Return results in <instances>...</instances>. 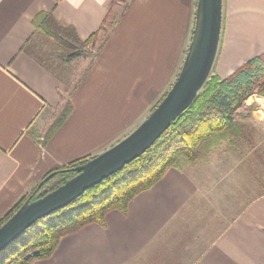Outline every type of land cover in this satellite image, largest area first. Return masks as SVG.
I'll return each instance as SVG.
<instances>
[{
  "label": "crops",
  "instance_id": "1",
  "mask_svg": "<svg viewBox=\"0 0 264 264\" xmlns=\"http://www.w3.org/2000/svg\"><path fill=\"white\" fill-rule=\"evenodd\" d=\"M112 4L0 0V219L51 171L94 158L131 134L174 83L196 0H132L67 96V75L36 53L34 21L50 14L86 41L102 29ZM223 34L221 49L244 34L247 45L256 43V57L264 53V0H223L221 40ZM52 61L60 67L57 58ZM67 102L71 116L44 144ZM249 105L256 107L250 121L259 124L264 155V97L251 96ZM217 160L212 167L221 165ZM256 162L263 172L262 157ZM254 163L249 157L238 162L244 176L234 178L245 181L241 190L249 202L222 209L214 173L170 169L125 214L110 211L103 225L62 238L49 259L31 264H264V193L253 199L252 184H246Z\"/></svg>",
  "mask_w": 264,
  "mask_h": 264
},
{
  "label": "trees",
  "instance_id": "2",
  "mask_svg": "<svg viewBox=\"0 0 264 264\" xmlns=\"http://www.w3.org/2000/svg\"><path fill=\"white\" fill-rule=\"evenodd\" d=\"M115 24L116 19L110 12L102 29L83 41L74 28L58 22L50 14H40L34 21L35 37L49 40L54 53L51 57L56 56L62 68L81 57L93 62ZM42 64L46 65L45 62ZM253 95L264 97V53L244 63L224 79L211 74L191 107L172 123L168 131L144 155L128 164L121 172L86 191L66 208L34 224L23 237L0 253V264H31L49 259L62 238L91 224L103 225L110 211L117 210L125 214L129 203L140 193L150 190L170 169L193 168L201 159H209L206 157L224 144L232 145L246 140V118L240 111L245 109L247 99ZM253 106L255 111L256 107ZM71 114L72 106L67 102L46 133L44 144ZM91 159L77 160L47 174L45 178L56 173L41 188L38 184L24 195L0 219V228L26 201H36L63 186L78 174L76 169L79 166Z\"/></svg>",
  "mask_w": 264,
  "mask_h": 264
},
{
  "label": "water",
  "instance_id": "3",
  "mask_svg": "<svg viewBox=\"0 0 264 264\" xmlns=\"http://www.w3.org/2000/svg\"><path fill=\"white\" fill-rule=\"evenodd\" d=\"M223 26V0H198L191 41L180 72L151 114L119 143L76 169L63 186L23 206L0 228V253L38 221L66 208L86 191L144 155L196 100L214 68ZM56 173L45 178L39 188Z\"/></svg>",
  "mask_w": 264,
  "mask_h": 264
},
{
  "label": "rangeland",
  "instance_id": "4",
  "mask_svg": "<svg viewBox=\"0 0 264 264\" xmlns=\"http://www.w3.org/2000/svg\"><path fill=\"white\" fill-rule=\"evenodd\" d=\"M131 2L132 0H115V3L112 4L111 16L116 19V24H118L120 19L123 18L124 15L122 16V14H125V12L129 9ZM113 28H111V31ZM192 30L189 36V44L191 41ZM257 32L260 33L259 30H257ZM224 37L225 36L223 34L221 40L223 44H224ZM244 38L245 35L241 34L237 38L236 44H228L227 47L225 48L222 47V49L220 44V50L214 68L212 70V74H216V75L218 74L224 79L229 75H231L232 73H234L244 63L256 57L255 56L257 50L256 43H253L252 45L249 46L244 41ZM35 44L38 47L36 53L40 58L44 59L46 63L50 64L52 67H55L56 70H61L63 74L67 75L69 80L67 96L69 97V95H71V93L76 90V87H78L81 80L89 71L91 66L90 63L91 59L81 57L79 59L72 61L69 64V66H66L64 68L60 66L58 68L55 65L56 63H54L51 58V56H53L54 53L51 49L49 40L46 38L37 37ZM54 58L57 57L55 56ZM57 62L59 63L60 61L58 60ZM253 107L254 106L249 105L248 107L249 109L245 108L240 111L243 117L246 118V116H248V120L244 119V124L248 128V138L246 140L243 139L244 140L243 142H238L236 144H232V145L224 144L222 147L213 151L211 155L206 157L209 159L206 160L201 159L200 162H198V164L195 167H193V169L196 170L195 173L205 172V171H209V173L211 174L214 173L213 185L215 186L216 184L220 183V185H218L215 189L219 190L217 195L218 198L221 200L222 209H224L225 207L228 210V208L226 207L227 204L231 207L233 205L237 206L239 202L242 201V199L243 200L246 199L248 202L251 199L249 196H247V198L243 197L241 186L244 185L245 181L242 180V178L240 177L234 179L236 176H244L243 172L245 171V166L238 165V162L243 163L245 159L249 157L252 158L255 161V163H258L256 162L257 158L260 159V157H262V163L264 164V155L260 147V140H262L263 138L260 131L261 129L259 127V124L256 123L258 126L256 125V127H254L252 125V121H250V120H254L253 116L250 117L252 110H254ZM251 134L253 136H250ZM215 160H217V164L220 162L221 165L218 164V166L212 167V164L215 162ZM255 163L251 167L253 169L252 180L246 181V184L247 183L252 184L253 199H256L257 194L264 193V169L262 168L263 172H261L260 170L261 165L259 163L258 164ZM246 167H247V175H249L250 173H248V169L250 168V166H246ZM209 173L207 175L211 176Z\"/></svg>",
  "mask_w": 264,
  "mask_h": 264
}]
</instances>
